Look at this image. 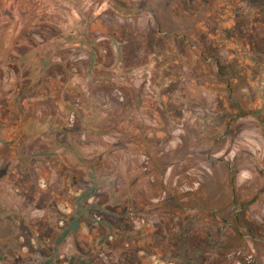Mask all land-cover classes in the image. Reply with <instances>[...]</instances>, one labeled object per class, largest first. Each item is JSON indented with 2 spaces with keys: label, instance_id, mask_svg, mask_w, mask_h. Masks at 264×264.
<instances>
[{
  "label": "rangeland",
  "instance_id": "1",
  "mask_svg": "<svg viewBox=\"0 0 264 264\" xmlns=\"http://www.w3.org/2000/svg\"><path fill=\"white\" fill-rule=\"evenodd\" d=\"M0 264H264V0H0Z\"/></svg>",
  "mask_w": 264,
  "mask_h": 264
}]
</instances>
